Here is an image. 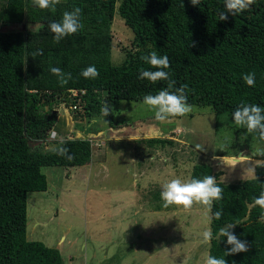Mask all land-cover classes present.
I'll list each match as a JSON object with an SVG mask.
<instances>
[{
	"label": "trees",
	"instance_id": "1",
	"mask_svg": "<svg viewBox=\"0 0 264 264\" xmlns=\"http://www.w3.org/2000/svg\"><path fill=\"white\" fill-rule=\"evenodd\" d=\"M223 4L224 0H201L198 6L190 0H62L52 13L32 0L2 2L0 23L15 28L0 30V264H62L58 248L26 237L28 193L47 189L43 166L73 167L90 161L92 140L82 135L85 120L99 116L106 104L111 112L118 100H143L167 87V81L152 84L139 79L141 70L149 68L142 56L155 51L168 57L170 66L164 70L175 81L171 91L187 85L189 105L209 106L217 116L232 115L241 102L264 107V0H255L237 16L229 14L226 21L218 16ZM74 7L81 9L83 29L54 42L49 24ZM115 12L134 35L133 48L125 50L126 59L116 65L110 59ZM38 50L42 54L33 58ZM88 66H95L98 77L81 75ZM51 67L72 78L61 87ZM248 73H255L253 87L242 78ZM72 89L77 90L74 96ZM61 103L76 109L72 118L80 135L62 137L71 159L43 145L53 130L62 131L56 108ZM220 125L216 119L215 129ZM239 131L247 133L239 128L235 140ZM248 137L233 145L245 146L239 151L250 149ZM253 158L260 161L254 176L238 182L221 181L223 171H213L208 162H198L191 170L190 180L211 175L223 189L210 212L222 211V216L210 222L208 256L224 258L227 264H264L262 210L254 204L264 192V155ZM156 207L163 208L159 203ZM228 224L235 225L230 231L247 243V252L225 256L231 246L218 230Z\"/></svg>",
	"mask_w": 264,
	"mask_h": 264
},
{
	"label": "rangeland",
	"instance_id": "2",
	"mask_svg": "<svg viewBox=\"0 0 264 264\" xmlns=\"http://www.w3.org/2000/svg\"><path fill=\"white\" fill-rule=\"evenodd\" d=\"M13 28L0 23V30ZM111 31L110 59L116 65L133 48L134 35L117 12ZM142 101L118 100L108 116L85 120L82 135L92 140L90 161L43 166L47 189L28 193L26 237L58 248L62 264H204L210 243L202 235L210 229V212L200 204L188 212L175 205L169 207L176 211L165 209L162 185L175 178L189 181L198 162L223 171L225 183L254 176L251 169L260 161L253 156L264 152V142L242 131L235 140L239 127L231 114L217 116L209 106L191 105L185 116L160 122ZM56 108L58 138L79 132L72 118L76 109L65 103ZM247 137L250 149L239 151L245 146L233 143ZM47 140L43 145L51 148V136ZM158 203L162 212L151 213Z\"/></svg>",
	"mask_w": 264,
	"mask_h": 264
},
{
	"label": "clouds",
	"instance_id": "3",
	"mask_svg": "<svg viewBox=\"0 0 264 264\" xmlns=\"http://www.w3.org/2000/svg\"><path fill=\"white\" fill-rule=\"evenodd\" d=\"M32 3L40 10H48L55 13L57 6L62 3V0H32ZM190 3L193 6H198L201 0H190ZM254 3L255 0H224L223 8L218 11L219 20L226 21L229 14L237 16L248 10ZM83 27L81 9L79 7H74L72 11H65L59 22L53 21L49 24V29L54 34L53 38L56 43L78 33ZM192 46L195 45L193 44ZM41 54L38 50L32 54V57L35 58ZM141 60L149 65V68L141 70L139 79L147 80L152 84L158 81H167L166 88L161 89L155 95L149 94L143 97V105L154 113L155 119L165 122L170 118L183 117L188 114L191 111V105L187 102V85L171 91L175 86V81L170 80L169 73L164 70L170 66L168 57L159 56L153 51L149 55L142 56ZM50 72L57 77L61 87L66 85L72 78L70 73H64L58 67H51ZM81 75L86 79H94L98 77L99 72L95 66H88L82 70ZM242 78L249 87L255 86V73L244 74ZM101 112L104 117L110 114L107 104L101 109ZM232 119L237 127L245 128L247 133L255 134V139L264 142V107L241 102L233 112ZM50 136L52 140H57V143L52 146V151L60 156H67L68 159H71L72 157L68 155L69 149L63 146L65 141L62 138L58 139V133L52 131ZM259 154L264 155V152H260ZM251 171L254 172L255 170L251 169ZM222 192L223 189L216 184V178L209 175L203 179H191L186 182L179 178L172 179L162 185L160 195L164 202V207L175 205L183 211L188 212L194 204H200L211 212L213 202L222 199ZM254 204L262 210L260 223H264V192L255 198ZM221 216L222 211H216L208 217V220L209 222L213 218L219 220ZM234 227V224H228L218 230V236L226 237L227 245L231 246L225 252V256L248 251L247 243L241 241L230 231ZM202 238L205 243H210L212 239L211 230H205ZM204 264H227V261L224 258H216L209 255L205 258Z\"/></svg>",
	"mask_w": 264,
	"mask_h": 264
},
{
	"label": "crops",
	"instance_id": "4",
	"mask_svg": "<svg viewBox=\"0 0 264 264\" xmlns=\"http://www.w3.org/2000/svg\"><path fill=\"white\" fill-rule=\"evenodd\" d=\"M60 129V128H59ZM61 130V129H60ZM76 135L77 136H79L80 135V133L79 132H76ZM151 138H153V137H151ZM154 138H156V137H154ZM162 209V208H161ZM161 209H159V208H157L156 207V204H153V206L150 208V212L151 213H154V214H159V213H161L162 212V210ZM166 209V208H165ZM168 210H175L176 211V209L175 208H167ZM51 247V246H50Z\"/></svg>",
	"mask_w": 264,
	"mask_h": 264
},
{
	"label": "built area",
	"instance_id": "5",
	"mask_svg": "<svg viewBox=\"0 0 264 264\" xmlns=\"http://www.w3.org/2000/svg\"><path fill=\"white\" fill-rule=\"evenodd\" d=\"M70 92H71V94H72L73 96L77 94V90H74V89H72ZM71 107H72V108H75L74 105L71 106Z\"/></svg>",
	"mask_w": 264,
	"mask_h": 264
}]
</instances>
